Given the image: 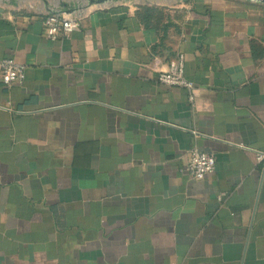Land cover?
Returning a JSON list of instances; mask_svg holds the SVG:
<instances>
[{
    "label": "crops",
    "instance_id": "crops-1",
    "mask_svg": "<svg viewBox=\"0 0 264 264\" xmlns=\"http://www.w3.org/2000/svg\"><path fill=\"white\" fill-rule=\"evenodd\" d=\"M178 54L189 90L157 80ZM5 58L0 264H264L263 0H0Z\"/></svg>",
    "mask_w": 264,
    "mask_h": 264
},
{
    "label": "built area",
    "instance_id": "built-area-1",
    "mask_svg": "<svg viewBox=\"0 0 264 264\" xmlns=\"http://www.w3.org/2000/svg\"><path fill=\"white\" fill-rule=\"evenodd\" d=\"M80 19L81 16L78 10L66 13L57 8H50L47 10L43 19V34L52 41L59 38H66L79 28ZM23 75L24 65L8 58L0 60V80L3 84L11 85L19 83L23 79ZM157 80L159 83L171 87L186 90L192 88V83L184 75L183 58L180 54L168 64L166 69L158 71ZM214 169L215 157L213 154L193 150L190 153L187 163L180 170L189 179L199 180Z\"/></svg>",
    "mask_w": 264,
    "mask_h": 264
},
{
    "label": "water",
    "instance_id": "water-1",
    "mask_svg": "<svg viewBox=\"0 0 264 264\" xmlns=\"http://www.w3.org/2000/svg\"><path fill=\"white\" fill-rule=\"evenodd\" d=\"M111 1H114V0H88V3L89 4H101V3L111 2Z\"/></svg>",
    "mask_w": 264,
    "mask_h": 264
},
{
    "label": "rangeland",
    "instance_id": "rangeland-1",
    "mask_svg": "<svg viewBox=\"0 0 264 264\" xmlns=\"http://www.w3.org/2000/svg\"><path fill=\"white\" fill-rule=\"evenodd\" d=\"M54 1L60 2V1H65V0H54ZM69 1L77 3V4H82V3H85L87 0H69Z\"/></svg>",
    "mask_w": 264,
    "mask_h": 264
},
{
    "label": "trees",
    "instance_id": "trees-1",
    "mask_svg": "<svg viewBox=\"0 0 264 264\" xmlns=\"http://www.w3.org/2000/svg\"><path fill=\"white\" fill-rule=\"evenodd\" d=\"M143 9H141V10H143V12L144 13H148L151 9L150 8H144V7H142Z\"/></svg>",
    "mask_w": 264,
    "mask_h": 264
}]
</instances>
